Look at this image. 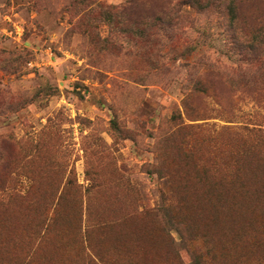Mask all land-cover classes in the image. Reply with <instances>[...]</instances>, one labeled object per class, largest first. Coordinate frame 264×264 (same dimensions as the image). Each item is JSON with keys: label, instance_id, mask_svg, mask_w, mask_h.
<instances>
[{"label": "rangeland", "instance_id": "rangeland-1", "mask_svg": "<svg viewBox=\"0 0 264 264\" xmlns=\"http://www.w3.org/2000/svg\"><path fill=\"white\" fill-rule=\"evenodd\" d=\"M180 1L0 0V264H264V0Z\"/></svg>", "mask_w": 264, "mask_h": 264}, {"label": "trees", "instance_id": "trees-1", "mask_svg": "<svg viewBox=\"0 0 264 264\" xmlns=\"http://www.w3.org/2000/svg\"><path fill=\"white\" fill-rule=\"evenodd\" d=\"M186 1L189 2V4H191V5H193V6H194L195 3H196L195 0H181V1L179 2V4H182V3L186 2ZM173 9H174V5H173ZM173 9H172V10H173ZM162 10H163V11H161V12H162V13H165L164 16H168L169 18H172V19H174V20L177 19V18H179L178 16H174V17H173L174 14H172V16H170L171 14L166 13V12L169 11L167 8H164V9H162ZM165 10H166V12H165ZM173 11H174V12H177L178 10H177V9H174ZM167 14H168V15H167ZM159 18L163 19V17H159ZM161 19H160V20H161ZM161 21H163V20H161Z\"/></svg>", "mask_w": 264, "mask_h": 264}]
</instances>
